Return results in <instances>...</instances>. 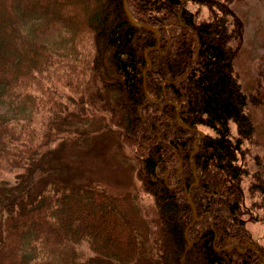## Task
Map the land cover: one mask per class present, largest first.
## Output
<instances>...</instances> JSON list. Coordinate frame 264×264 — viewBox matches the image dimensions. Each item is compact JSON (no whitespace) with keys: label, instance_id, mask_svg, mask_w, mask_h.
<instances>
[{"label":"trees","instance_id":"16d2710c","mask_svg":"<svg viewBox=\"0 0 264 264\" xmlns=\"http://www.w3.org/2000/svg\"><path fill=\"white\" fill-rule=\"evenodd\" d=\"M229 1L127 0L134 25L123 0H0V264H264V89ZM101 131L148 199L145 253L112 194L64 178Z\"/></svg>","mask_w":264,"mask_h":264},{"label":"rangeland","instance_id":"374dc122","mask_svg":"<svg viewBox=\"0 0 264 264\" xmlns=\"http://www.w3.org/2000/svg\"><path fill=\"white\" fill-rule=\"evenodd\" d=\"M229 2L235 15L242 18L245 23L244 28L241 29L242 35L233 42L234 48L239 47L242 55L240 69L243 83L252 90L258 87L264 89V0H230ZM98 115L97 111H93L86 117V123L81 126L86 130L104 126L97 119ZM255 115L259 121L260 143L250 146L264 159V112L258 109L255 110ZM126 153L127 150L120 147L115 135L110 132L95 133L90 145L86 147L81 146L74 139L65 144L61 153V160L69 166L64 178L72 182L101 184L112 194L138 229L144 244L142 251L145 253L147 250L145 245L150 235V219L145 214L148 212V199L140 191L133 165L125 158ZM248 227L253 239L264 245V227L259 222L249 223ZM140 264H147L145 256L140 260Z\"/></svg>","mask_w":264,"mask_h":264},{"label":"water","instance_id":"95a60500","mask_svg":"<svg viewBox=\"0 0 264 264\" xmlns=\"http://www.w3.org/2000/svg\"><path fill=\"white\" fill-rule=\"evenodd\" d=\"M123 6H124V11L127 15V17L129 18L130 22L134 25H137L138 23L136 21H134L129 9H128V4H127V0H123ZM192 203V201H191ZM192 206H193V211H194V221L193 223L186 229V234L188 233L189 229L191 226H193L197 221H198V217H197V212H196V209L192 203Z\"/></svg>","mask_w":264,"mask_h":264}]
</instances>
